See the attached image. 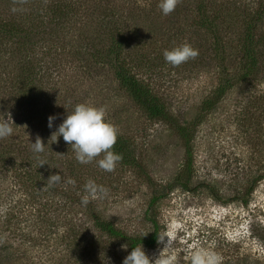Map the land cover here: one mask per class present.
Instances as JSON below:
<instances>
[{"label": "rangeland", "instance_id": "rangeland-1", "mask_svg": "<svg viewBox=\"0 0 264 264\" xmlns=\"http://www.w3.org/2000/svg\"><path fill=\"white\" fill-rule=\"evenodd\" d=\"M156 1L125 0L126 28L137 31L132 45L139 50L136 73L191 134L188 189L175 186L163 192L182 176L187 162L175 130L136 105L108 68L95 67L89 76L62 72L52 82L60 83L51 86L57 89L49 92L50 108L36 109L33 118L27 114L34 110L27 107L17 109L22 112L14 119L7 115L14 132L0 139V264H122L129 254L128 247L121 248L126 243L98 230L96 219L110 222L129 238H145L152 232L145 214L159 194H166L156 210L160 232L175 226V264H188L189 245L211 248L221 264H264V46L258 71L246 75L238 44L245 14L263 19L264 0H179L167 16ZM201 7L210 10L208 18L196 13ZM212 9L219 10L220 24H225L217 33L226 35L222 55L216 38L202 29L212 23ZM257 30L264 41V19ZM184 43L198 50V56L178 67L167 64L164 51ZM225 79L229 90L219 97ZM76 102L105 110L106 121L130 148L137 166L119 161L105 172L97 164L103 153L79 164L59 137L39 154L45 163L40 167L31 142L39 136L49 143ZM208 103L211 110L203 113ZM49 116L57 117L51 129ZM54 174L61 180L51 184L48 178ZM88 180L107 189V195L90 196L85 206L81 198ZM162 247L144 250L154 257Z\"/></svg>", "mask_w": 264, "mask_h": 264}, {"label": "trees", "instance_id": "trees-1", "mask_svg": "<svg viewBox=\"0 0 264 264\" xmlns=\"http://www.w3.org/2000/svg\"><path fill=\"white\" fill-rule=\"evenodd\" d=\"M104 2L105 0H0V120L5 119L8 113H12L14 119L19 115L18 112H22L17 109L22 107L34 110L27 114L31 118L36 116V109L43 105L46 109L50 108L51 93L57 89L51 86L57 87L60 83L52 82L55 77L61 79L62 72L81 71L89 76L93 68L106 67L136 105L152 119L165 123L177 132L184 143L187 162L182 176L168 188H163V192L172 190L175 186L188 189L193 164L191 134L167 112L163 100L136 73L138 65L135 63L139 50L132 45L137 31L126 28L129 16H125V10L129 4L125 0H111L107 5ZM153 3L156 4L157 1L151 0L148 5ZM211 11L214 14L213 21L207 28L206 24H202V29L205 28L213 35V39L216 38L214 44L219 55H222L226 35L220 38L217 33L225 24H220L222 19L218 9ZM134 13H131L133 18ZM196 13L205 19L211 14L206 7L199 8ZM258 16L261 17V14ZM259 17L254 19L245 14L241 23L242 34L238 38L240 68L246 75L258 71L259 52L264 46L257 30L258 23H262L264 18ZM95 25L98 26L96 30ZM207 41L208 39L206 43L209 46ZM220 61L222 63V56ZM223 65L224 63L222 67ZM227 81H221L219 97L229 90ZM66 103L72 105L67 101ZM76 104L79 103H73L71 108ZM210 110L211 104L208 103L202 112ZM49 140L44 147L55 146ZM66 146L70 147L69 144ZM112 150L122 155L121 162L124 165L137 166L130 148L119 138ZM165 195H156L149 203L145 220L152 226V232L145 238H129L110 222L100 218L96 219V226L111 238L124 241L129 253L139 244L153 249L157 246V232H160L156 210Z\"/></svg>", "mask_w": 264, "mask_h": 264}, {"label": "clouds", "instance_id": "clouds-1", "mask_svg": "<svg viewBox=\"0 0 264 264\" xmlns=\"http://www.w3.org/2000/svg\"><path fill=\"white\" fill-rule=\"evenodd\" d=\"M179 0H159L158 8L164 16L174 12ZM198 50L184 43L173 47L171 50H165L164 60L172 67H178L190 59L198 56ZM56 116L48 117V127L53 128V122ZM13 121L9 115L0 120V139L13 135ZM62 137L66 144H69L73 150L75 160L79 164H88L103 153L102 158L97 160L98 167L105 172H112L117 163L122 160V155L114 152L113 146L117 141V132L115 127L106 121L105 110L87 103H80L74 106L62 123L59 124L56 131L52 133L50 139L56 142ZM32 151L40 161L39 154L44 151L45 144L37 136L34 143L31 142ZM45 165L40 161V167ZM60 174L51 175L48 181L51 184L60 182ZM71 183L72 181H67ZM85 195L81 198V204L87 205L89 197L95 198L98 194L103 197L107 195V189L98 186L93 180H88L84 185ZM175 226L168 225L165 230L157 232V245L163 247L158 250L154 257L146 254L142 244L132 248V251L123 259L122 264H175V252L173 244L175 241ZM122 249H127V244L121 245ZM185 260L188 264H221V257L211 248L193 247L189 245L185 249Z\"/></svg>", "mask_w": 264, "mask_h": 264}]
</instances>
